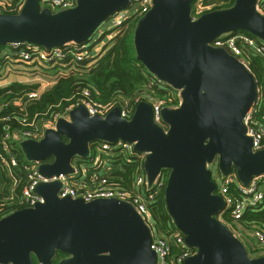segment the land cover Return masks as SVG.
Segmentation results:
<instances>
[{"label":"water","instance_id":"95a60500","mask_svg":"<svg viewBox=\"0 0 264 264\" xmlns=\"http://www.w3.org/2000/svg\"><path fill=\"white\" fill-rule=\"evenodd\" d=\"M133 0H78L70 9L53 12L40 0H25L18 13H0V49L29 42L47 49L86 43L98 28ZM194 0H154L135 27L137 59L151 75L181 90L176 108L166 107L167 131L153 120L147 101L131 119L114 107L105 117L89 115L84 104L59 119L40 140H24L28 160L43 162L46 175L72 171L75 156L88 157L97 141L135 144L147 151L145 173L151 185L169 169L165 187L168 212L186 243L197 252L183 264H264L249 256L243 242L219 217L225 201L217 193L208 163L217 159L223 175L236 172L248 185L264 175V149L254 151L245 117L258 97V82L244 63L210 42L245 30L264 40V14L258 0H235L227 8L192 17ZM66 138V140L64 139ZM53 157L51 163L44 161ZM59 182L37 191L44 203L0 219V264H52L58 251L70 255L60 264H157L152 233L130 202L70 196L60 198Z\"/></svg>","mask_w":264,"mask_h":264},{"label":"built area","instance_id":"2783aa9c","mask_svg":"<svg viewBox=\"0 0 264 264\" xmlns=\"http://www.w3.org/2000/svg\"><path fill=\"white\" fill-rule=\"evenodd\" d=\"M77 2L78 0H40L41 8L47 7L53 12L73 8ZM134 3H138V8L130 13L129 9ZM153 4L154 0H133L128 8L117 12L104 22L102 24H105L104 29H100L101 25L86 43H68L50 49L29 42L6 46L8 52L0 58V87H9L15 81L36 87L25 89L13 101L0 104V113L11 108L13 104L11 112L0 115V172L9 180L8 184L6 182L7 192L4 193L0 189V210L7 205L15 207V210L5 212L4 216H6L14 211L44 203L45 197L37 191V187L52 182L60 183L58 190L60 198L70 196L85 202L104 198L127 201L134 205L151 230V248L157 254V264H183L197 250L186 243L185 235L179 229H163L158 224L154 216L153 203L156 196L166 187L169 175L161 171L154 182L149 184L144 168L147 151L139 152L135 149L134 143L124 140L116 143L97 141L91 144L88 157L75 156L72 159L71 172L52 175L40 171L43 162L28 160L24 153L22 157L19 155L22 141H40L47 129L56 128L59 119L71 121L70 111L79 104L85 105L89 115L103 117L118 106L122 117L131 119L136 107L130 104L129 99L101 103L93 97L88 88L68 98L69 103L66 106L50 115L43 117L36 115L31 119L17 115L25 113L27 104L38 100L58 79L76 71L81 62L89 60L84 67L91 68L106 46L102 45L99 39L108 32L121 34L127 28L130 19L139 20L150 11ZM196 4L197 9L195 8V16L192 15L193 19H197L203 13L200 3L196 2ZM10 6L12 4L8 5ZM21 8L20 3H17L16 7H0V10H21ZM257 9L264 14V0H258ZM99 34L101 35L98 39L94 40ZM111 37L113 35H110V41ZM210 45L224 48L247 68L251 57L264 59V40L245 30L223 33L215 37ZM30 71H35V76L29 78ZM11 75L25 76V80H10ZM149 87L152 88L151 91H140L135 101L137 104L147 101L152 107L154 122L167 131L169 125L163 119V111L166 107L176 108L180 105L181 90L153 75L149 77ZM155 89L162 90L163 94H157ZM262 98L261 86L258 83L257 100L245 117L246 133L252 138L254 151L264 149V119L258 118L257 115L263 102ZM13 116L18 117L20 128L14 129ZM44 162L51 163L52 160ZM132 164H136V172L130 186H125L123 184L125 179L121 174L125 173L127 166ZM216 174L217 171L212 170L213 179L218 184L217 193L225 201V207L218 217L243 242L250 257L264 256V226L245 222L248 227L244 228L241 221L246 211L264 207V175L254 177L248 185H245L235 171L229 175ZM225 214H228L231 220L227 221L224 218Z\"/></svg>","mask_w":264,"mask_h":264},{"label":"trees","instance_id":"16d2710c","mask_svg":"<svg viewBox=\"0 0 264 264\" xmlns=\"http://www.w3.org/2000/svg\"><path fill=\"white\" fill-rule=\"evenodd\" d=\"M15 2L16 0H14L12 6L8 8L16 7ZM234 2L235 0H201L204 6L213 5L211 9H206L201 14L215 9L230 7ZM195 3L196 0L192 3V15L196 13L194 7ZM19 11L20 9L2 10V12L10 14L18 13ZM137 22V18L130 19L127 23V28L103 48L99 57L96 58L95 64L91 68L86 69L84 67L89 60L81 62L76 71L71 75L58 79V81L51 88L46 90L38 100L27 104L25 113H19L17 116L31 119L36 115L40 117L50 115L53 112L61 110L69 103L67 100L68 98H72L84 88L90 89L93 97L101 103L118 102L126 98L130 100V104L136 107L138 104L135 98L139 95L140 91H151L150 89H152L149 87V77L151 73L147 70L145 65L137 59L134 44V32ZM247 66L261 86L263 102L257 115L258 118L264 119V59L262 57H251ZM33 87L36 86L13 84L6 88L0 87V104L2 102L13 101L14 98L19 97L25 89L28 90ZM8 90H11V92H8ZM155 92L159 95L163 94L162 90L159 89ZM12 107L3 110L0 115L8 114L13 109ZM17 116H13L14 129L20 128L18 127L19 123ZM64 139L66 140L65 137ZM19 155L20 157L24 155L22 150ZM50 160L53 161V158H50ZM135 172L136 164H132L128 165L126 172L121 174L125 179V182H123L125 186H130ZM162 172L169 175V169H163ZM7 178L8 177L4 173L0 172V185H5V189L3 190L4 193L7 192V184L9 183ZM11 210H15V207L12 208L7 205L0 210V219L4 217L5 212H10ZM153 211L158 224L163 229H178L167 209L165 188L156 196V200L153 203ZM224 218L227 221L231 220L228 214H225ZM241 221L243 223H258L264 226V207L258 210L246 211ZM65 255L66 254L63 252L58 251L52 264H58ZM33 264L40 263L34 258Z\"/></svg>","mask_w":264,"mask_h":264},{"label":"rangeland","instance_id":"374dc122","mask_svg":"<svg viewBox=\"0 0 264 264\" xmlns=\"http://www.w3.org/2000/svg\"><path fill=\"white\" fill-rule=\"evenodd\" d=\"M196 2H199V3H200L199 5H201L200 8L202 9L203 12H204V10H206V9H211V8L213 7V5H210V6H204V5L201 3V0H196ZM9 4H12L11 0H0V7H3V8L6 7V8H8V5H9ZM196 5H197V4L195 3L194 7L197 9V6H196ZM137 8H138V3H134V4L132 5V7L129 9L130 13L134 12ZM193 16H195V15H193ZM106 24H107V23H106ZM104 26H105V24L102 25L100 29H104ZM100 35H101V34H99L98 36H96V37L94 38V40H96V38L98 39V37H99ZM110 35H113V37H111L112 39L115 38V37L117 36V34H113V32H108L107 35H105L104 37H101V38L99 39V42H101L102 45H107V43L110 41ZM111 41H112V40H111ZM7 52H8V48H7V47L1 49V50H0V58H1L5 53H7ZM28 74H29V78H31V77L35 76L36 72H35V71H30ZM12 78L15 79V77H12ZM16 79H21V78H20V77H16ZM12 84H13V83H12ZM208 167H209L211 170H213L214 172L217 171V174H216L217 176H221V175H222V174H221V171H220L219 168H218L217 159H216V161H214L213 163H208ZM242 224H243L244 228H247V227H248L247 225H245V223H242ZM242 224H241V228H243V227H242Z\"/></svg>","mask_w":264,"mask_h":264},{"label":"crops","instance_id":"0c3cea01","mask_svg":"<svg viewBox=\"0 0 264 264\" xmlns=\"http://www.w3.org/2000/svg\"><path fill=\"white\" fill-rule=\"evenodd\" d=\"M11 2L13 3L14 2V0H11ZM24 2H25V0H16V2H15V4H17V3H20V6L22 7L23 6V4H24ZM2 11V9L0 10V12ZM12 77H15V79L14 78H12ZM16 77H20L21 79L20 80H25V76H18V75H11L10 76V80H16ZM13 84H20L18 81H15V82H13ZM13 84H11V85H13ZM0 182H1V179H0ZM1 186V188L0 189H2V191L5 189V185L3 186L2 184L0 185Z\"/></svg>","mask_w":264,"mask_h":264},{"label":"flooded vegetation","instance_id":"af4514ba","mask_svg":"<svg viewBox=\"0 0 264 264\" xmlns=\"http://www.w3.org/2000/svg\"><path fill=\"white\" fill-rule=\"evenodd\" d=\"M50 158H53V157H50ZM50 158H49L48 160H50ZM64 254H65V253H64ZM66 257H68V258H69V257H70V255H69V256H68V255H65V256H64L62 259L66 258ZM34 258H35V257H34ZM62 259H61V260H62ZM61 260H60V261H61ZM60 261L58 262V264H60ZM33 262H34V261H33ZM52 262H53V261H52Z\"/></svg>","mask_w":264,"mask_h":264}]
</instances>
